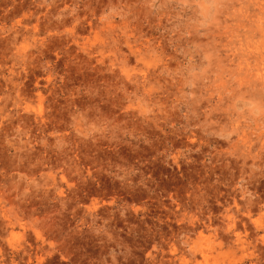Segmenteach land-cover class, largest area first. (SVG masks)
I'll return each mask as SVG.
<instances>
[{
    "label": "rangeland",
    "instance_id": "rangeland-1",
    "mask_svg": "<svg viewBox=\"0 0 264 264\" xmlns=\"http://www.w3.org/2000/svg\"><path fill=\"white\" fill-rule=\"evenodd\" d=\"M0 264H264V0H0Z\"/></svg>",
    "mask_w": 264,
    "mask_h": 264
}]
</instances>
